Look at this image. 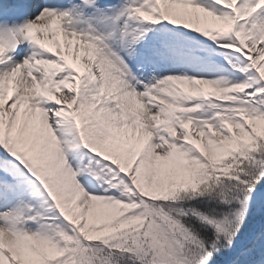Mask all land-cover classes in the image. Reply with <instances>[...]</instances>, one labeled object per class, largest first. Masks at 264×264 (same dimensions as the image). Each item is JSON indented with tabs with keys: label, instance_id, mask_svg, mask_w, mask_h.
Masks as SVG:
<instances>
[{
	"label": "snow or ice",
	"instance_id": "1",
	"mask_svg": "<svg viewBox=\"0 0 264 264\" xmlns=\"http://www.w3.org/2000/svg\"><path fill=\"white\" fill-rule=\"evenodd\" d=\"M0 264H264V0H0Z\"/></svg>",
	"mask_w": 264,
	"mask_h": 264
}]
</instances>
